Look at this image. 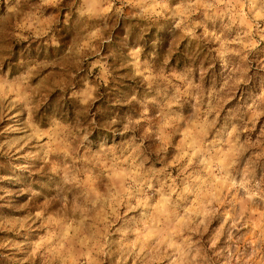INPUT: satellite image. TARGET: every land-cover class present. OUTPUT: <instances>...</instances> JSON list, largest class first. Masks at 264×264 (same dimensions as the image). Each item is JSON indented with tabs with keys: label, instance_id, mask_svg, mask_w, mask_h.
<instances>
[{
	"label": "rangeland",
	"instance_id": "obj_1",
	"mask_svg": "<svg viewBox=\"0 0 264 264\" xmlns=\"http://www.w3.org/2000/svg\"><path fill=\"white\" fill-rule=\"evenodd\" d=\"M0 264H264V0H0Z\"/></svg>",
	"mask_w": 264,
	"mask_h": 264
}]
</instances>
